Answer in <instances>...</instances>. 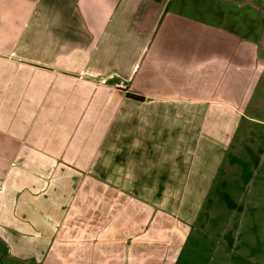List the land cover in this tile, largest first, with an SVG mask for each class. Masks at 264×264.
Instances as JSON below:
<instances>
[{"label": "crops", "instance_id": "obj_1", "mask_svg": "<svg viewBox=\"0 0 264 264\" xmlns=\"http://www.w3.org/2000/svg\"><path fill=\"white\" fill-rule=\"evenodd\" d=\"M259 7V34L251 36L253 20L243 16L248 33L226 18L218 38L201 6L186 0H0V264H85L77 242L123 243L135 236L123 232L138 214L145 221L134 239L167 244L157 241L156 219L150 229L154 201L169 216L192 213L207 199L224 201L225 184L237 190L227 197L232 216L247 210L233 200H257L264 215V147L252 160L247 138L234 145L240 128L228 120L238 112L194 94L203 56L260 47ZM115 75L128 78L126 90L116 77L102 80ZM207 104L225 111L204 112ZM229 228L232 242L217 240L212 255L228 257L238 244L240 255L253 251L264 264V227L257 241Z\"/></svg>", "mask_w": 264, "mask_h": 264}, {"label": "rangeland", "instance_id": "obj_2", "mask_svg": "<svg viewBox=\"0 0 264 264\" xmlns=\"http://www.w3.org/2000/svg\"><path fill=\"white\" fill-rule=\"evenodd\" d=\"M179 1L181 0H167L170 4ZM186 1L189 6L197 5L198 9L199 5L201 6L203 21L213 24L215 28L213 33L218 38L219 36L227 35L226 28H229V25L226 22V18L229 21L235 20L236 24L233 25L235 32L238 34H241L242 31L248 33L249 31H247L245 25L240 23L239 17L242 18L243 16L246 18L250 17L253 20V30L250 32L251 36L259 34V31L255 30L254 27L258 22L256 10L253 7L258 4L262 10L264 8V0ZM242 1H248L249 3H245L247 8L239 10L237 4H240ZM194 11V9L189 7V14L195 16ZM262 22L264 23V18ZM235 36L239 38L238 35ZM216 43L223 44L224 41L220 39L216 40ZM202 60L204 75L198 80V82H202L201 87L197 88L194 94L222 101L234 108L238 113L231 115L228 120L230 128H240L235 137L234 145L240 146L238 144H242L243 146V143H247L248 139V142H251L256 147V151H253L251 155L259 154V150L264 147V125H261V122L264 121V51L261 46L258 49H253L251 53L246 55H206L202 57ZM217 69L223 70V73L229 71L230 75L234 72L236 77L230 81H225L224 79L215 80L212 74H215L213 72L217 71ZM244 73L247 75L245 79L243 77ZM194 90L189 89L188 95H193ZM212 111L214 113H222L225 111V108L221 107V104L220 106L214 104L204 106V112L211 113ZM227 111L231 112L229 108ZM247 117L250 119L249 121ZM247 132L250 135H247ZM245 138L247 139L245 140ZM242 153L247 152H241V156H244ZM246 156L251 158L250 152ZM251 159L257 160L256 157ZM225 173L228 178L234 175V173L228 175L227 169ZM253 179L256 181V178ZM253 179L251 187L254 188ZM221 189L226 191L225 195H222L224 201L219 200V203V201L207 199L203 201V209L199 208L192 213L191 210H188L187 213H179L177 215L173 212L169 216L160 207V205L164 204V201H154L155 207L158 209L157 214L155 212V215L152 217L150 229L153 227V221L156 219V226L154 227L156 228L155 235L157 241H163L164 238L168 237L169 241L167 244L155 243L149 247L139 241V239H134L142 235V233L135 231H137V226L145 221L144 216L138 214L132 216V225L126 227L123 232L124 235L128 233L135 234L134 237L131 235L125 238V242L123 243L116 239L112 245L110 243L89 244L82 241L77 242L76 245L82 248L77 258L81 259V261L84 259L85 264H258V255L253 258L251 255L253 251L247 253L246 256L240 255L241 248L238 244L235 249H231L234 250V254H230L228 257H217L211 253L217 240H223L224 245L232 242L231 239L226 237L230 233L229 226H233L237 230L240 229L239 240L246 239L251 235L255 238V241L258 240L260 234L259 228L264 227V215H259V201L233 200L234 203L240 202L243 205L246 204L247 210L244 215L237 214L232 216L231 211L228 209L229 201L227 197L228 195L232 197L236 195L237 190L232 189V184H225L221 186ZM229 192H232V194ZM251 205L256 207L257 210L251 208L250 211ZM183 225H186L187 232L181 230L183 229ZM206 225L208 228H206ZM170 226L173 228L172 233H169L167 230L164 231V229H168ZM159 228L161 230H158ZM180 231L184 233L187 238L186 240L182 241L179 236ZM71 247L64 250H69ZM110 250H112V253ZM93 259H96L95 263H93Z\"/></svg>", "mask_w": 264, "mask_h": 264}, {"label": "built area", "instance_id": "obj_3", "mask_svg": "<svg viewBox=\"0 0 264 264\" xmlns=\"http://www.w3.org/2000/svg\"><path fill=\"white\" fill-rule=\"evenodd\" d=\"M113 77H116L119 79L118 83L116 84V88L118 89H122V90H126V83L128 82V78L126 77H120L118 75H115V76H110L108 78H104L102 79L103 81H106V79H109V78H113Z\"/></svg>", "mask_w": 264, "mask_h": 264}, {"label": "water", "instance_id": "obj_4", "mask_svg": "<svg viewBox=\"0 0 264 264\" xmlns=\"http://www.w3.org/2000/svg\"><path fill=\"white\" fill-rule=\"evenodd\" d=\"M261 12L264 15V8L261 10ZM260 46H261L262 50L264 51V35H263V37L261 39Z\"/></svg>", "mask_w": 264, "mask_h": 264}, {"label": "trees", "instance_id": "obj_5", "mask_svg": "<svg viewBox=\"0 0 264 264\" xmlns=\"http://www.w3.org/2000/svg\"><path fill=\"white\" fill-rule=\"evenodd\" d=\"M135 99H138V97H134Z\"/></svg>", "mask_w": 264, "mask_h": 264}]
</instances>
